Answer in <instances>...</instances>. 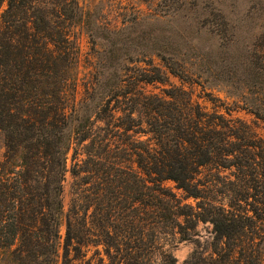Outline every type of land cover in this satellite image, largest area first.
Wrapping results in <instances>:
<instances>
[{
    "label": "trees",
    "instance_id": "16d2710c",
    "mask_svg": "<svg viewBox=\"0 0 264 264\" xmlns=\"http://www.w3.org/2000/svg\"><path fill=\"white\" fill-rule=\"evenodd\" d=\"M146 1L155 5L149 19L119 31L87 25L96 73L78 101L70 29L84 23L79 0H0V264H178L168 238L191 240L200 222L213 226L211 252L182 264H264V138L204 112L183 87L137 89L168 74L223 87L264 121V0H248L240 18L229 9L241 0ZM253 15L261 29L245 44L235 27ZM143 62L149 70L127 73ZM210 165L234 169L222 199L207 196L218 185L198 179Z\"/></svg>",
    "mask_w": 264,
    "mask_h": 264
},
{
    "label": "rangeland",
    "instance_id": "374dc122",
    "mask_svg": "<svg viewBox=\"0 0 264 264\" xmlns=\"http://www.w3.org/2000/svg\"><path fill=\"white\" fill-rule=\"evenodd\" d=\"M79 2L84 13V23L80 21V23L74 24L70 30L73 38L77 40L80 50V63L78 70L79 87L77 99L78 101H81L86 96L85 91L88 88L91 90L92 87H94V74L96 73L95 65L97 61L96 53L94 52L90 42L87 25L91 24L92 27H101L110 31H119L128 24L127 22L129 20L132 21L134 17H138L140 20L149 19L150 17L147 16H150L154 13L153 9L155 5L154 2H148L146 0H79ZM5 7L6 6L4 5L0 10V14L3 12ZM247 7L248 0H241L239 1L238 7L237 5H233L229 10L240 11L238 16L240 18L242 17V14H244L248 9ZM261 23L262 21L258 15H253L250 19H245L243 26L237 24L239 27H235V30L238 32V37L236 38L239 40L243 39L245 44H247L249 41L251 42V36H253V34H258ZM165 35L167 34H163L161 37ZM172 35L173 34L170 33V36H167L166 38L170 39ZM201 41H208V39L204 37L201 38ZM96 49H99V47L97 46ZM241 57L242 54L240 58ZM153 63L154 65L163 68L162 62L158 58H153ZM131 66L133 67L131 68L132 70L127 72L129 75H137L138 72L135 71V69L149 70V66L144 62L133 64ZM163 70L165 69L163 68ZM167 76L169 79L166 84L142 83L137 89L142 90L147 94L162 96L164 95L163 91L166 89H171L172 87H183L185 90L192 93L193 103L199 104L204 112L209 114L218 113L230 120H241L245 124L249 125L252 131L258 137L264 138V121L256 119L253 114L246 110L237 108L234 104L235 99L230 97L223 87H208V85H205L204 87L199 84L184 82L171 74H168ZM135 87V78L126 81V88L134 89ZM209 94L211 97L208 96ZM148 138V135L140 137V139L143 141H146ZM4 153V140L0 134V159H2ZM72 156L73 151L69 155V169H71L74 164ZM81 158L82 157H79V159ZM233 173L234 169L221 170L215 165H210L208 167L202 168V173L199 175L198 179H200L202 183H214L215 185H218L216 188L219 192L215 193V191H207V196L218 197V199H222V194L220 191H223L224 189L223 180H234L235 177ZM218 175H220V177ZM75 180L76 179L73 177L72 173L69 172L65 183V212H68L70 208ZM165 186L171 188L180 197H184V192L177 189L174 182L167 181L165 182ZM184 203L196 205V201L194 199H185ZM65 232L66 228L65 225H63L61 227L62 237L65 236ZM213 240V226L210 223L200 222L196 227L191 240H183L180 235L172 236L168 238L165 250L170 252L177 259L178 264H182L196 250L207 252V254H209L211 252V244ZM91 249L92 250L89 252L88 256L93 254L94 249ZM59 264H61V261Z\"/></svg>",
    "mask_w": 264,
    "mask_h": 264
}]
</instances>
